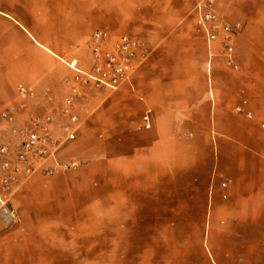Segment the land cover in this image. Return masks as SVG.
<instances>
[{"label": "crops", "instance_id": "1", "mask_svg": "<svg viewBox=\"0 0 264 264\" xmlns=\"http://www.w3.org/2000/svg\"><path fill=\"white\" fill-rule=\"evenodd\" d=\"M174 1L0 0V148L15 152L32 117L50 114L52 133L62 134L63 101L73 98L76 138L57 160L79 165L39 171L2 193L18 219L32 197L61 213L83 201L80 210L107 227L118 225L109 222L124 195L118 180H161L166 201L176 197L163 211L194 213L168 225L205 228L209 264H264V0L216 2L225 22L241 25L234 68L221 38L208 43L194 13L191 28L176 25L183 14L171 10ZM145 24L157 50L149 45L151 56L120 90H72L68 64L90 69L95 30L136 36Z\"/></svg>", "mask_w": 264, "mask_h": 264}, {"label": "rangeland", "instance_id": "2", "mask_svg": "<svg viewBox=\"0 0 264 264\" xmlns=\"http://www.w3.org/2000/svg\"><path fill=\"white\" fill-rule=\"evenodd\" d=\"M195 1L171 3V10L183 14L177 26H193ZM142 10L147 11V5ZM148 24L136 37L156 51V44L146 36ZM118 181L124 193L118 198L119 218L109 220L118 225L107 227H100L86 208L80 210L83 201L67 205L61 213L40 209L32 197L18 219L6 196L17 218L8 224L0 221V264H209L206 244L201 241L205 228L168 225L185 213L193 218L194 213L163 211L164 206H174L176 197L171 194L166 201L161 180L154 187L145 180Z\"/></svg>", "mask_w": 264, "mask_h": 264}, {"label": "built area", "instance_id": "3", "mask_svg": "<svg viewBox=\"0 0 264 264\" xmlns=\"http://www.w3.org/2000/svg\"><path fill=\"white\" fill-rule=\"evenodd\" d=\"M217 0H197L193 7L196 23L202 30L208 43H216L221 38V44L227 57V65L234 68L232 63V40L241 31L238 22L227 23L218 15L215 9ZM90 69L79 68L72 61L68 67L75 73L71 83L73 91L92 87L112 92L120 90L133 76L138 67L152 53L138 37L123 34L114 36L105 30H95L87 42ZM23 91H20L22 94ZM61 115L67 122L61 127L62 134L52 133L53 117L50 114L32 117L20 131L19 143L15 152L7 147L0 148V221L4 224L16 221V213L9 200L2 193L4 189L15 182L26 181L37 172H65L77 167L74 161L59 162L58 152L64 145L76 138L78 130V114L73 98L63 101ZM6 118V114L1 115ZM144 128L149 127L148 112L143 116ZM52 162V163H51Z\"/></svg>", "mask_w": 264, "mask_h": 264}]
</instances>
